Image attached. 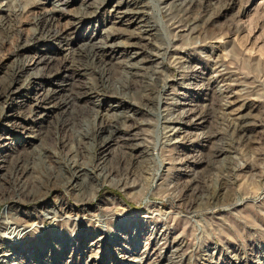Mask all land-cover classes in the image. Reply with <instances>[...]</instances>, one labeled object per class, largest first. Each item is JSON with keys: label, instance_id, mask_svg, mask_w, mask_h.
Here are the masks:
<instances>
[{"label": "rangeland", "instance_id": "rangeland-1", "mask_svg": "<svg viewBox=\"0 0 264 264\" xmlns=\"http://www.w3.org/2000/svg\"><path fill=\"white\" fill-rule=\"evenodd\" d=\"M1 136L13 263L264 264V0H0Z\"/></svg>", "mask_w": 264, "mask_h": 264}, {"label": "bare ground", "instance_id": "bare-ground-1", "mask_svg": "<svg viewBox=\"0 0 264 264\" xmlns=\"http://www.w3.org/2000/svg\"><path fill=\"white\" fill-rule=\"evenodd\" d=\"M128 4L130 5L131 3L128 2ZM120 7L116 6L115 10H119ZM118 14L120 13V11L117 12ZM126 14L124 12H121L120 14V21L127 23L128 20L125 18ZM47 20V19H46ZM48 21V20H47ZM50 21V20H49ZM140 22V21H139ZM41 23V22H40ZM131 23V22H129ZM139 24V23H138ZM48 26V25H47ZM91 39V38H90ZM105 45V44H104ZM137 46V45H136ZM133 47V46H132ZM139 47V46H138ZM99 49V48H98ZM105 49V48H104ZM133 49H135L136 52L135 55H142V51H140V47H134ZM102 52V51H101ZM92 53V52H90ZM96 54V53H95ZM101 55V54H100ZM103 55V54H102ZM93 56V55H92ZM144 56V55H143ZM105 57V56H104ZM103 57V58H104ZM135 58V57H133ZM145 58V57H144ZM32 60V59H31ZM35 60V59H34ZM143 60V59H142ZM33 61V60H32ZM136 61V60H134ZM133 61V62H134ZM144 61V60H143ZM104 62V61H103ZM31 63L28 62V64ZM143 63V62H142ZM31 65V64H30ZM28 66V65H27ZM36 66H41L43 69H52V67H54V60L52 58H47V59H41L36 61ZM35 67V66H34ZM40 67V68H41ZM55 70V69H54ZM38 74L35 75V79H44L45 75H41L40 72H37ZM49 73V71H48ZM44 74V72H43ZM51 74V73H50ZM52 76V74H51ZM49 76V77H51ZM44 77V78H43ZM43 83V82H42ZM88 88V87H87ZM54 89V88H53ZM60 89V88H59ZM86 89V88H85ZM56 90V89H55ZM16 91V90H15ZM84 91V90H83ZM92 91V90H91ZM90 91V92H91ZM49 92V91H48ZM47 93V92H46ZM60 93V92H59ZM84 93V92H83ZM41 94V93H40ZM45 94V93H44ZM49 94V93H48ZM47 94V95H48ZM76 94V93H74ZM81 94V93H80ZM86 94V93H85ZM47 95H45V97H47ZM77 96V95H76ZM61 97V95H60ZM75 97V96H74ZM35 98V97H34ZM37 98V96H36ZM40 98V97H39ZM38 98V99H39ZM51 98V97H50ZM42 99V98H41ZM80 99V98H79ZM44 100V99H43ZM75 100V98H74ZM77 100V99H76ZM57 101V100H56ZM59 101V100H58ZM37 102V101H36ZM41 102V101H40ZM46 102V101H45ZM55 102V100H54ZM47 103V102H46ZM53 103V102H52ZM57 103V102H56ZM99 104V103H98ZM97 104V105H98ZM42 105V104H41ZM45 105V104H44ZM46 106V105H45ZM55 106V105H54ZM39 109H37V111L41 112V117H43L44 115L48 114L49 112H51L52 110H54L56 108H49V107H45L43 108L42 106H38ZM176 128V127H175ZM174 129V128H173ZM26 130V129H25ZM98 130V129H97ZM106 130V128H99V131H104ZM108 132V136L106 135H102V140L103 142H107V139H110V137H112L113 135H115L116 129H113L112 127L107 128L106 130ZM28 136H26V139H30L33 138V136L30 134H27ZM100 137V136H99ZM6 137H2L0 138V149H2L3 152H6L9 148L7 146V143L5 142ZM6 159V158H5ZM43 161V158H41ZM3 167V162L0 161V171L2 170ZM65 174V173H64ZM92 170L90 168H86V167H82L79 166L77 167L76 164L73 165L70 169V171L68 172V175L65 176L66 180V184H82L86 179L92 177ZM96 179V178H95ZM67 206L63 205V203L61 202H55L53 204L52 207L50 208H46V210L43 212L44 215H46L48 218H51V222L57 221L59 220V216L61 215L62 218H65L66 220H72V215L69 213H67V210L64 209ZM59 212H61V214H58ZM71 212V211H69ZM51 214V215H50ZM74 217V216H73ZM46 218V217H45ZM65 220V221H66ZM62 221V220H61ZM3 228L5 229V231L3 232V237L5 239L4 245L0 246V264H20V263H13L11 262L12 258L10 257L9 252L12 251V249H14L15 247H17L19 244H22L25 240H27L29 233L34 232V230L36 228H38V223L37 222H33L32 224H28V223H23V222H19L16 220V218L14 216H11L9 214L4 216L3 219ZM58 224V223H57ZM101 224V223H100ZM38 231V230H37ZM13 247L12 249L9 248ZM16 259V258H15ZM17 262V261H16ZM51 262V261H50ZM50 264V263H49Z\"/></svg>", "mask_w": 264, "mask_h": 264}]
</instances>
